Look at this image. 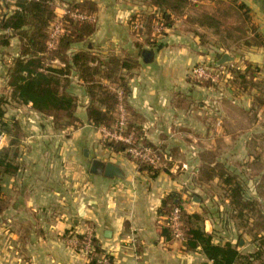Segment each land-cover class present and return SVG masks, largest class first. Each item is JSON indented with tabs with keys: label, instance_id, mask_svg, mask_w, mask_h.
Returning a JSON list of instances; mask_svg holds the SVG:
<instances>
[{
	"label": "crops",
	"instance_id": "1",
	"mask_svg": "<svg viewBox=\"0 0 264 264\" xmlns=\"http://www.w3.org/2000/svg\"><path fill=\"white\" fill-rule=\"evenodd\" d=\"M85 1L96 3L97 12L92 14L97 18L96 30L73 51L88 50L100 59L115 55L139 61L126 80L128 96L123 88L101 79L118 98L115 128L124 118L123 135L136 137L138 128L143 146L164 151L194 150L197 165L202 164L205 152L223 146L229 152V161L239 164L237 161L244 159L245 163L262 166L264 46L244 42L253 36V27L255 34L264 37V0H188L183 14L174 17L173 26L155 44L151 37L148 41L146 33L134 34L130 27L133 17L155 12L147 0H56V22L65 15L68 2ZM224 54L233 58L230 63L235 66L228 80L207 87L189 77L194 66L201 63L215 67ZM53 65L64 66L57 59ZM247 66L257 69L246 74L247 80L252 76L259 86L241 90L234 82L235 71L239 69L241 76ZM69 78L67 89L77 99V117L87 121L82 128L85 132H79V139L85 143L88 141L83 133L95 128L88 121V84L76 71ZM130 121L134 124L131 130ZM104 129L112 131L99 127L101 132ZM51 146H31L27 157L17 159L18 173L3 178L0 264H88L83 254L69 247L65 234H84L89 226L94 228L101 254L110 256L113 264H211L200 249L186 251L183 240L168 241L159 234L164 226L158 214L162 201L181 188L166 170L156 175L142 171L138 163L109 147L95 148V152L80 148L83 157L87 150L91 156L119 166L125 177L95 176L76 162L79 148L75 141L68 138L57 151ZM30 151L36 153L33 160L29 159ZM52 182L64 186L53 188ZM59 204L67 206L61 209L62 215ZM76 205L85 218L77 225L75 219L72 224L65 222L70 207ZM212 227L206 231L213 235ZM214 242L218 243L215 237Z\"/></svg>",
	"mask_w": 264,
	"mask_h": 264
},
{
	"label": "trees",
	"instance_id": "2",
	"mask_svg": "<svg viewBox=\"0 0 264 264\" xmlns=\"http://www.w3.org/2000/svg\"><path fill=\"white\" fill-rule=\"evenodd\" d=\"M55 1L16 0L12 5L13 8L9 7L10 11L7 14L0 15V31L5 33L0 48L11 46L10 41L14 38L20 43L19 53L13 58L14 60L12 59V66L8 70L7 87L11 91L10 100L31 105L35 111L52 118L55 123H59L61 119L66 120L65 125L79 123L76 114L77 99L67 89L70 83L69 77L72 76L73 71H76L88 84L90 96L88 121L96 128L113 129V125L118 121L119 102L117 95L110 90L109 85H104L103 80L123 88L128 96L129 88L126 80L131 76V71L139 66V61L133 57L119 58L115 55L100 59L88 50L73 51L74 46L89 40L95 33L96 27L95 24L78 21L71 15L76 11L95 14L97 6L92 1L67 3L66 13L60 20L63 23L62 32L51 48L49 46L51 28L57 21ZM188 3V0H147V4L155 12L135 16L130 24L139 19L148 29L155 20H160L167 28H171L174 17L181 16ZM254 37L259 42L257 46H264V39L260 34H255ZM150 39L149 37L148 41ZM56 59L64 66H54L53 61ZM256 71V68L247 66L245 75L240 76L241 81L246 83V74H253ZM196 83L207 87L215 85L210 81L198 80ZM251 85H255L254 82ZM258 86L259 84L256 87ZM3 102L4 100L0 99V136L5 135L8 144L0 149V195L3 178L18 173L17 155L22 141L19 123L14 119H6ZM126 107L130 110L128 104ZM133 126L130 121L129 130ZM137 131L139 134L136 137L140 138L141 130L137 128ZM108 147L115 153H122L128 150L129 145L118 142L109 144ZM139 168L153 175L157 173L149 166L139 165ZM213 172V169L209 170V173ZM215 176L220 177L219 174ZM212 178L213 175L208 179ZM231 191L232 197L237 200L233 204H240L241 212L248 209V203L242 197L241 189L237 187ZM175 208L180 209L183 246L186 251L200 249L211 264H243L249 257L241 254L238 247L231 242L224 245L216 244L213 235L208 234L202 227V216L199 213L188 214L177 194L164 198L158 211L164 221L159 234L166 240L171 241L174 237L169 227V217ZM2 210L3 207L0 206V212ZM93 248L94 252L90 253L88 264H100L97 255L101 253V247L96 238L93 239Z\"/></svg>",
	"mask_w": 264,
	"mask_h": 264
},
{
	"label": "rangeland",
	"instance_id": "3",
	"mask_svg": "<svg viewBox=\"0 0 264 264\" xmlns=\"http://www.w3.org/2000/svg\"><path fill=\"white\" fill-rule=\"evenodd\" d=\"M15 2L16 0H0V15L7 14L10 11L9 7L11 6V8H13L12 5H14ZM193 4L195 3L192 1V5ZM156 23L163 25L162 21L155 20L153 24L149 25L147 32H144L148 37L152 38L154 44L165 36L166 32L169 30V28L163 25V31L160 32V34H154L153 28ZM173 23H175V19ZM239 28L241 30L242 27ZM252 32L253 36L251 39H247L244 42L247 45H255L259 43L254 37V27L252 28ZM241 35L247 38V34L242 32ZM3 36H5V33L0 31V42L3 40ZM10 43L11 46L0 48V99L4 100L2 106L6 112V119L16 120L21 128L20 137L22 141L19 145L17 158L20 156L23 158L27 157L30 148H32L31 146L33 145L43 146L44 144H51L52 146L50 149L53 148L57 151L69 138L78 144L79 155L75 159L76 162L82 163L81 165L84 167V171L87 173L90 172L93 160L98 158L96 156H91L89 151V156L84 155L83 157L81 151L82 148H91L93 152H95V148L103 150L108 148L109 144H117L118 142L107 139L105 134L99 131V128L95 127L96 129L92 128L87 134L83 133L88 141L83 143V141L79 139L82 138V135L80 136L79 132H85L82 128L87 124L86 120L79 118V123L74 125H65V119H61L59 123H55L52 118L46 115H40V113L36 115L35 112L32 111L33 108L29 105L10 100L11 91L7 87L8 70L11 68L14 60L13 58L19 53L20 49V43L17 38L12 39ZM198 65L210 66L201 63ZM234 67L232 63L224 65V74L219 81L222 79L228 80L227 77L232 75L235 70ZM236 68H238V66H236ZM191 70L189 72V77L195 84H198L196 83L198 80L191 76ZM240 72L239 69L235 71V78H237V80L234 82L237 83V88L243 90V88H253L258 85L255 81V85H251L253 82L252 76H250V80L248 79L246 83H243L240 80ZM243 75H245L244 72ZM238 77L240 78L239 80ZM116 130L114 124L112 132ZM32 133L38 136L33 138L31 137ZM67 134H70V136H67ZM141 143V138L134 137L133 146H143ZM221 144H225V142L223 143L222 141ZM146 147L148 146L146 145ZM151 148L155 154L160 157V164L156 167L152 166L154 171L161 172L166 170L171 176H173V178H175L181 188L179 191L172 192V194H177L180 197L184 208H186L185 211L188 214L199 213L202 216L203 222H201V225L205 231L207 227L213 226L212 228L215 232V234L213 233V237H215L218 242L216 244L224 245L231 242L233 245L237 246L238 250H240L244 256H249L243 264H264V161L262 162V166L261 164L260 166H253L252 164L245 163L244 159H239L237 161L239 164H235L234 162L229 161V152L227 148L222 146L220 147L221 149H218L215 152H205L202 155V164L197 165L196 151L194 150L177 152L164 151L155 147ZM98 153L100 154L101 151H98ZM24 154H26V156H24ZM30 155L29 159H35V152L33 154V152L30 151ZM55 155H57V153ZM120 155L127 160L138 163V165L151 167L150 165L134 158L128 151H124L120 153ZM241 158H243V154ZM82 159L85 161V166L83 162H81L83 161ZM213 163L216 164L213 166ZM247 164L249 165L247 166ZM210 169H213L214 172L209 173ZM216 174H219L220 177H216ZM46 175L47 173L45 172V176ZM212 175L213 178L209 180V176ZM77 176H79L78 173ZM51 186L53 188H62L64 185L52 182ZM237 187L241 189L240 192L242 193V197L248 203V209L243 210L242 212L240 204H233L237 202V200L235 197H232L233 193L231 190H234ZM63 190L65 191V187H63ZM179 192H181V194ZM76 197L79 199L78 192H76ZM63 208H65V210L67 209L66 204H59L60 215H62L61 209ZM78 208V205L73 208L70 207V215L68 218L65 217L64 221H69L72 224V220L75 219L77 225L80 220L85 218ZM72 209H74V212H72ZM195 210L196 212H193ZM207 233L212 234L209 232ZM94 237V228L89 226L84 234H78L72 231L67 232L65 234V241L70 248L83 254L88 259L91 254H85L84 249L87 242L90 239L93 240ZM173 239L175 238L173 237ZM97 258L100 260H108L111 263L110 256H105L99 253ZM111 264H113V262Z\"/></svg>",
	"mask_w": 264,
	"mask_h": 264
},
{
	"label": "built area",
	"instance_id": "4",
	"mask_svg": "<svg viewBox=\"0 0 264 264\" xmlns=\"http://www.w3.org/2000/svg\"><path fill=\"white\" fill-rule=\"evenodd\" d=\"M74 19L81 21V22H89L92 24L97 23V18L94 15L88 14L86 12H73L71 15ZM62 21L55 22L52 29H51V36H50V42L49 46L52 48L56 44V41L58 37L60 36L62 32ZM131 29L136 34H142L144 32H147V26L145 23L139 19L133 21L131 23ZM164 29L163 25L156 23L154 25V34H160ZM224 66L216 68L212 66L207 65H198L195 68L191 70V76L199 81H210L211 83H218L221 76L224 74ZM125 127V120L122 118L117 123V130L107 131L102 130V132L105 134V137L107 139L115 140L116 142H123L125 144L129 145L128 152L132 154V156L151 167L158 166L160 164V157L155 154L153 149L151 147L146 146H133L134 137L133 135L125 136L123 135ZM6 139L5 135L0 136V149L4 147V141ZM132 145V146H131ZM131 146V147H130ZM169 227L172 231V234L175 239L177 240H183V231L181 229V221H180V209L175 208L173 212L171 213L169 217ZM94 251L93 248V240H89L85 246L84 252L85 254H90ZM100 264H111L110 261L105 259H98Z\"/></svg>",
	"mask_w": 264,
	"mask_h": 264
},
{
	"label": "water",
	"instance_id": "5",
	"mask_svg": "<svg viewBox=\"0 0 264 264\" xmlns=\"http://www.w3.org/2000/svg\"><path fill=\"white\" fill-rule=\"evenodd\" d=\"M232 61L233 58L228 54L221 55L219 56V60L215 65V67L216 68L222 67ZM85 156H89L87 150L85 152ZM90 173L96 176H105L106 178H110V179L125 177L119 166L111 162H103L98 159L93 160Z\"/></svg>",
	"mask_w": 264,
	"mask_h": 264
}]
</instances>
